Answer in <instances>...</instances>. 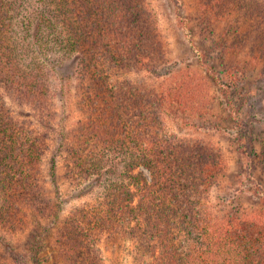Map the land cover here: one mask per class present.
Returning <instances> with one entry per match:
<instances>
[{"label":"trees","instance_id":"trees-1","mask_svg":"<svg viewBox=\"0 0 264 264\" xmlns=\"http://www.w3.org/2000/svg\"><path fill=\"white\" fill-rule=\"evenodd\" d=\"M199 8L216 20L240 14L264 59V0ZM239 33L243 46L252 35ZM163 52L147 0H0V213L61 214L43 175L56 121L52 60L77 54L80 117L58 151L69 185L100 189L62 222L67 262L101 264L94 245L106 235L135 242L150 264H264V216L214 217L207 181L216 152L165 131L167 108L203 111L206 83L164 67ZM213 81L231 96L232 82Z\"/></svg>","mask_w":264,"mask_h":264},{"label":"rangeland","instance_id":"rangeland-1","mask_svg":"<svg viewBox=\"0 0 264 264\" xmlns=\"http://www.w3.org/2000/svg\"><path fill=\"white\" fill-rule=\"evenodd\" d=\"M147 4L161 34L163 66L196 74L206 83L203 111L190 114L167 108L165 131L187 143L199 141L216 152V165L207 181L208 205L214 217L258 220L264 216V59L255 49L259 39L237 12L220 20L202 14L200 0H147ZM239 32L252 35L243 46L235 41ZM231 43L235 50L231 46L227 50ZM53 58L56 121L43 175L61 214L53 220L30 212L20 217L13 212L6 219L7 213L1 211L0 264H70L57 242L62 222L76 206L93 202L100 189L76 188L64 178L58 146L80 117V59L77 54ZM215 76L232 82L229 98L213 81ZM21 112L30 114L28 110ZM135 244L103 235L94 248L101 264H150L151 257L138 255Z\"/></svg>","mask_w":264,"mask_h":264}]
</instances>
